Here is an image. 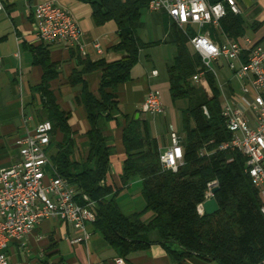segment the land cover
I'll return each instance as SVG.
<instances>
[{
  "label": "trees",
  "instance_id": "16d2710c",
  "mask_svg": "<svg viewBox=\"0 0 264 264\" xmlns=\"http://www.w3.org/2000/svg\"><path fill=\"white\" fill-rule=\"evenodd\" d=\"M89 3L98 25L114 21L120 42L114 47L126 55L117 61L93 62L77 56L78 68L70 82L82 83V102L86 108L90 130L85 133L86 156L75 159L76 140L69 114L57 103L50 90V82L58 75L48 48H33L34 63L44 70L42 84L38 87L47 113L45 121L53 126L50 149L51 163L57 174L77 187L78 200L83 196L95 202L94 228L107 242L127 258L133 252L146 250L153 242L150 233L157 232L161 244L178 262L199 256L218 264H264V216L259 191L246 173L247 158L238 150L220 146L232 140L222 115L223 104L215 74L208 70L198 54L190 52L188 37L175 23L177 56L167 67L170 94L180 112V135L183 138L184 165L178 172L163 170L160 148L149 134L148 121L126 117L123 141L126 160L122 182L128 186L133 178H140L143 211L126 215L117 197L120 190L107 184L111 168L113 140L104 135L105 125L118 119L119 85L131 80V69L138 62L140 51L149 46L137 35L136 25L151 0H76ZM221 30L230 39L239 40L245 33L240 15L227 9L220 22ZM191 36H195L190 29ZM217 35L213 31V36ZM246 60V57L243 58ZM102 72L100 97L93 95L84 82V75ZM204 72L211 94L193 82V77ZM187 102L186 107L180 106ZM206 107L209 116L203 108ZM63 133L62 142L54 137ZM206 150L209 154L201 155ZM218 182L214 198L219 211L213 215L198 211L205 200L208 184ZM152 212L145 220L144 215Z\"/></svg>",
  "mask_w": 264,
  "mask_h": 264
},
{
  "label": "crops",
  "instance_id": "0c3cea01",
  "mask_svg": "<svg viewBox=\"0 0 264 264\" xmlns=\"http://www.w3.org/2000/svg\"><path fill=\"white\" fill-rule=\"evenodd\" d=\"M44 1L46 0H2L4 10H0V170L10 167L20 159L16 145L18 138L32 133L39 122L47 119L38 92L44 70L34 63L33 52V48L43 46L37 36L34 14L37 5ZM52 1L73 15L82 32L84 53L62 43L47 46L51 61L56 65L58 72L57 77L50 82V90L60 108L70 116L69 124L75 133L77 144L75 159L82 160L86 156L84 144L87 138L84 135L90 130V123L82 102L84 85L70 82L74 70L78 68L77 56H86L93 62L100 60L114 62L122 59L126 53L114 49L120 42L116 23L109 21L103 25L96 24L89 3L76 0ZM237 4L241 10L239 15L244 22L245 33L236 41L244 47L247 46V41H250L251 44L264 48V0H237ZM193 27L195 25H188L184 30L193 31ZM206 28L216 31L217 35L212 38L216 42L232 40L222 30L218 31L209 26L199 30L203 32ZM174 30V22L164 11H152L149 8L143 10L136 31L141 40L149 46L140 51L139 60L131 69V80L118 87L120 98L118 119L111 120L105 125L104 135L113 140L114 145L106 182L115 190H120L117 201L126 215L141 212L146 207L140 178H133L128 186H124L122 182L126 160L123 141L126 117L135 116L148 121L149 134L158 143L161 153L171 145V130L180 133L179 107L173 103L172 98V108L164 104L165 112L162 114L151 115L142 112L144 102L151 91L163 93L170 90L168 74L166 78L161 77L159 70L150 63L152 60L150 53L154 48L171 45L176 49V57ZM96 43L101 47V54L95 48ZM188 47L192 50L190 41ZM245 57L246 51L242 58ZM213 63L221 67L226 64L231 72L229 78L223 77V81L219 75L216 77L222 104L228 102L242 106L239 101L242 96V84L230 69L228 61L219 58ZM170 64L166 65V69ZM154 71H157V75L153 74ZM83 79L88 90L96 97H100L102 72L88 73ZM206 91L211 94L209 86ZM247 116L251 125L255 126L253 114L247 111ZM63 139L64 135L61 132L54 137L59 143ZM87 230L90 234L89 241L73 244L71 240L82 235V232L62 220L48 218L42 220L22 239L10 241L6 253L12 260L23 264H115L119 253L94 228V225H89ZM149 237L153 242L150 248L127 256L131 264H218L196 255L178 262L158 243L157 232H151Z\"/></svg>",
  "mask_w": 264,
  "mask_h": 264
},
{
  "label": "built area",
  "instance_id": "2783aa9c",
  "mask_svg": "<svg viewBox=\"0 0 264 264\" xmlns=\"http://www.w3.org/2000/svg\"><path fill=\"white\" fill-rule=\"evenodd\" d=\"M148 8L164 11L183 30L188 25H195L200 30L209 26L221 31L220 22L227 15V9L238 15L241 12L237 0H222L219 3L212 0H151ZM0 10H4L2 0ZM34 18L37 36L43 46L62 43L84 53L81 29L68 10L52 0H46L37 5ZM189 41L193 53L201 57L206 68L216 77L218 72L212 63L225 58L242 84L239 99L242 106L228 102L223 105L222 115L232 140L221 145L220 150L233 148L248 159L245 171L259 191L264 216V48L250 41H247L246 47L228 39L216 42L201 31ZM95 48L102 53L98 43ZM245 51L246 60H243ZM153 74L157 75V71ZM193 79L208 88L204 72L197 73ZM203 110L209 116L207 108ZM247 111L253 114L255 126L251 125ZM142 112L151 115L165 112L159 92L148 94ZM52 132L51 122H39L32 133L18 138L16 145L20 159L0 170V264H23L12 260L6 253L9 242L22 239L48 218L62 220L82 232L71 240L73 244L87 243L90 239L87 227L96 221V204L86 195L82 197L85 203L81 204L77 187L54 170L49 153ZM170 139V147L161 153V166L163 170L178 172L184 165L183 138L172 129ZM205 154L209 153L203 150L201 155ZM217 186V181L208 184L204 202L214 197L213 189ZM204 202L198 206L201 215L205 213ZM115 264L131 263L119 256Z\"/></svg>",
  "mask_w": 264,
  "mask_h": 264
},
{
  "label": "rangeland",
  "instance_id": "374dc122",
  "mask_svg": "<svg viewBox=\"0 0 264 264\" xmlns=\"http://www.w3.org/2000/svg\"><path fill=\"white\" fill-rule=\"evenodd\" d=\"M181 29V28H180ZM185 36H189L188 39L192 38L193 35L191 36V34L188 33V31L186 30H180ZM193 31L198 33L200 30L197 26L193 27ZM213 29L210 28H206L203 33H207L209 34V36L211 38H214L213 36ZM190 49V48H189ZM190 52H192V50H190ZM193 53V52H192ZM151 65L156 67L160 74L161 77L166 78L167 76V69H166V65L172 63V61L174 60L175 54H176V49L175 47L171 46V45H166V46H162V47H157L154 48L151 51ZM222 62V61H221ZM212 67L217 70L218 75L220 76V80L223 81V77L225 78H229L231 75L230 70L228 69L227 65H223V67L221 66H217L215 63H212ZM193 82L196 86L201 87V88H206L204 87L200 82L195 81L193 79ZM206 90V89H205ZM208 90V88H207ZM160 93V98H161V102L163 103V105L165 104L168 108H172L171 106V94H170V90L168 89L167 91L159 92ZM164 105V106H165ZM187 102H182L180 104V106L186 107ZM56 149L54 147H52L49 151L50 156L54 155L56 153ZM150 214V215H149ZM149 216H152V212H148L144 215V219L147 220L149 219Z\"/></svg>",
  "mask_w": 264,
  "mask_h": 264
},
{
  "label": "water",
  "instance_id": "95a60500",
  "mask_svg": "<svg viewBox=\"0 0 264 264\" xmlns=\"http://www.w3.org/2000/svg\"><path fill=\"white\" fill-rule=\"evenodd\" d=\"M214 3H219L222 0H212ZM218 187H215L213 189V193L215 194L218 191ZM203 210L205 212V214L207 215H213L215 213H217L219 211V205L216 201V199L213 197L207 201L204 202L203 204Z\"/></svg>",
  "mask_w": 264,
  "mask_h": 264
}]
</instances>
